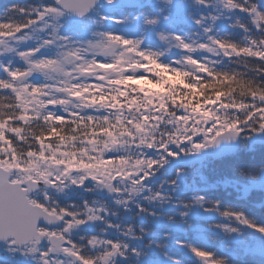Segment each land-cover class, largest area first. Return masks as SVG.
Masks as SVG:
<instances>
[{"label": "snow or ice", "instance_id": "snow-or-ice-1", "mask_svg": "<svg viewBox=\"0 0 264 264\" xmlns=\"http://www.w3.org/2000/svg\"><path fill=\"white\" fill-rule=\"evenodd\" d=\"M0 264H264V0H0Z\"/></svg>", "mask_w": 264, "mask_h": 264}]
</instances>
